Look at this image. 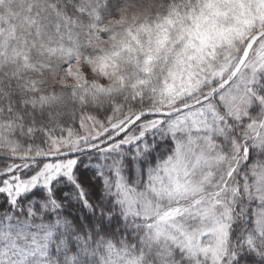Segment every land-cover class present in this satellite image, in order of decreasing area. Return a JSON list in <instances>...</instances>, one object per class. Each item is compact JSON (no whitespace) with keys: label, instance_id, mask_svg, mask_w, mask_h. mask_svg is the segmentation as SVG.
<instances>
[{"label":"snow or ice","instance_id":"1","mask_svg":"<svg viewBox=\"0 0 264 264\" xmlns=\"http://www.w3.org/2000/svg\"><path fill=\"white\" fill-rule=\"evenodd\" d=\"M0 264H264V0H0Z\"/></svg>","mask_w":264,"mask_h":264},{"label":"rangeland","instance_id":"2","mask_svg":"<svg viewBox=\"0 0 264 264\" xmlns=\"http://www.w3.org/2000/svg\"><path fill=\"white\" fill-rule=\"evenodd\" d=\"M82 63V62H81ZM45 67L47 66L46 64L44 65ZM74 72H79V67L73 66ZM40 68H37V71H40ZM81 76L83 75L82 73L80 74ZM45 79L48 81L46 87L51 89L50 86L53 84H64L65 87L67 88H75V82L74 81H69L68 80V73L67 71L60 72L58 71V65L54 66L51 68ZM89 83H97V84H103L104 81H99V80H94L91 75H89L88 78ZM65 91L61 92L58 90V95L64 94ZM51 95V93H49ZM89 100L94 104V106H105L107 101H104L103 104H101L100 100H98L95 95H90Z\"/></svg>","mask_w":264,"mask_h":264},{"label":"trees","instance_id":"3","mask_svg":"<svg viewBox=\"0 0 264 264\" xmlns=\"http://www.w3.org/2000/svg\"><path fill=\"white\" fill-rule=\"evenodd\" d=\"M129 3L132 2V0H128ZM147 2H150V0H137V3H147ZM59 85V84H57ZM51 87V86H50ZM49 88V87H48ZM66 89H73V88H67L65 87ZM61 92L65 91V89H59ZM63 95V94H62Z\"/></svg>","mask_w":264,"mask_h":264}]
</instances>
